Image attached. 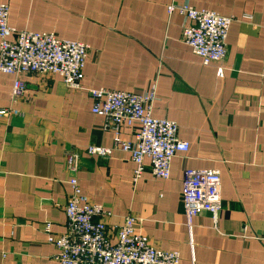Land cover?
<instances>
[{"label":"crops","instance_id":"crops-1","mask_svg":"<svg viewBox=\"0 0 264 264\" xmlns=\"http://www.w3.org/2000/svg\"><path fill=\"white\" fill-rule=\"evenodd\" d=\"M17 30L54 33L90 45L83 90L57 75L21 77L0 72V264H59L44 232H67L66 205L75 178L82 193L113 215L112 241L127 216L180 264H264V0H0ZM187 4L234 19L222 64L205 66L183 43L184 18L168 13ZM24 85L13 96L15 82ZM156 87L153 116L174 121L178 153L168 180L150 161L135 181L136 164L115 150L90 156L89 146L111 148L113 133L93 114L90 89L146 93ZM137 128H124L134 142ZM78 154L76 171L67 155ZM217 170L223 207L193 218L182 204L184 171Z\"/></svg>","mask_w":264,"mask_h":264},{"label":"built area","instance_id":"built-area-1","mask_svg":"<svg viewBox=\"0 0 264 264\" xmlns=\"http://www.w3.org/2000/svg\"><path fill=\"white\" fill-rule=\"evenodd\" d=\"M179 13L184 18L182 41L203 64H217L222 68L228 53V36L234 19L214 11L198 10L187 4H172L169 15ZM10 9L0 4V72L21 77L30 73L57 75L70 90H83L84 69L91 47L88 44L60 39L54 33L17 30L9 25ZM24 85L15 82L13 96L21 95ZM92 113L104 119V130L113 133L111 148L89 146L87 154L110 157L115 150L128 153L136 164L135 181L150 161L151 174L168 180L171 163L178 153H187L190 145L178 138L179 126L167 119L153 116L156 87L146 93L90 89ZM18 111L1 109L0 117L17 115ZM137 128L134 142L123 140L124 128ZM76 153L67 155V167L77 170ZM72 193L66 205L67 232L55 235L52 223H46L44 232L49 244L56 248L59 264H180L176 251L155 248L141 231L140 220L127 216L118 227L116 242L106 220L113 215L103 205L95 204L82 193L78 181H69ZM182 204L192 236L193 218L209 213L217 224L223 203L221 174L217 170L184 171Z\"/></svg>","mask_w":264,"mask_h":264}]
</instances>
